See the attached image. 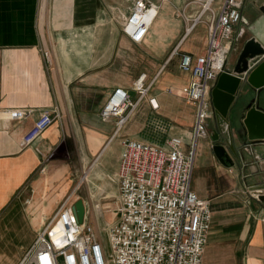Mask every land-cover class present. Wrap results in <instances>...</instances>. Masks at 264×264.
<instances>
[{
	"label": "crops",
	"instance_id": "crops-1",
	"mask_svg": "<svg viewBox=\"0 0 264 264\" xmlns=\"http://www.w3.org/2000/svg\"><path fill=\"white\" fill-rule=\"evenodd\" d=\"M150 1L158 15L136 44L122 30L132 0H0V225L10 232L19 219L17 236L28 242L16 260L0 254V264H19L66 199H82L90 222L100 199L118 187L124 140L162 147L177 137L190 151L196 107L181 95L191 77L180 55L206 53L207 25L186 34V19L200 12L193 0ZM263 6L246 0L232 52L250 37L264 46ZM143 76L147 95L115 134L117 119L103 121L101 111L116 88L139 100L134 84ZM43 111L57 117L40 141L45 162L21 147ZM223 126L214 110L208 137L196 143L191 188L210 201L213 215L203 264H264V146L246 155L248 167L226 148L219 156L215 139ZM72 169L86 175L78 186L68 180Z\"/></svg>",
	"mask_w": 264,
	"mask_h": 264
},
{
	"label": "built area",
	"instance_id": "built-area-1",
	"mask_svg": "<svg viewBox=\"0 0 264 264\" xmlns=\"http://www.w3.org/2000/svg\"><path fill=\"white\" fill-rule=\"evenodd\" d=\"M193 1L200 5V12L192 20L186 19L191 21L186 34L206 23L208 43L204 55H180V68L191 77L181 95L196 107L190 151H184L177 137L162 147L124 140L117 174L118 219L105 229L110 250H105L86 218L79 223L74 205L66 199L19 264H203L213 215L210 201L199 198L191 188L196 143L209 135L208 122L214 112L211 91L227 68L246 0ZM158 11L159 6L150 0H132L123 33L141 44ZM46 57L49 61L48 53ZM148 89L143 76L134 84L139 100L134 101L123 88L111 93L101 119H117L115 134L126 125ZM56 118L52 112L43 111L24 136L22 149L33 148L44 162L48 161L40 141Z\"/></svg>",
	"mask_w": 264,
	"mask_h": 264
},
{
	"label": "water",
	"instance_id": "water-1",
	"mask_svg": "<svg viewBox=\"0 0 264 264\" xmlns=\"http://www.w3.org/2000/svg\"><path fill=\"white\" fill-rule=\"evenodd\" d=\"M260 11L264 15V6ZM211 100L224 125L215 139V153L221 156L226 148L248 167L246 155L254 157L255 149L264 146V46L255 37L246 40L235 65L218 77ZM258 188L253 190L255 195ZM74 211L83 224L86 206L82 199L74 204Z\"/></svg>",
	"mask_w": 264,
	"mask_h": 264
},
{
	"label": "rangeland",
	"instance_id": "rangeland-1",
	"mask_svg": "<svg viewBox=\"0 0 264 264\" xmlns=\"http://www.w3.org/2000/svg\"><path fill=\"white\" fill-rule=\"evenodd\" d=\"M251 12L252 5L249 4L246 8V15H251ZM198 31H200V28ZM248 35L249 33H247L244 37L239 40L240 42L237 44V47L243 44L244 40L247 38ZM237 51H233L230 55L231 68L235 65L238 59L239 54L237 53ZM75 170L72 169L68 180H73L74 186H78L86 175L84 173L82 174V171H80L79 169L78 173L75 172ZM86 183V181L83 182L81 186L82 189L86 187ZM117 188V185H115V193L107 200L100 199L98 207L94 208L92 218L90 219V223L92 224L93 228L97 231L98 235L101 237L104 248L107 252L110 250V243L107 238V233L105 229L108 227V225L114 223L118 219L117 208L119 206V193ZM22 225L23 223H20V220L17 219L14 224L10 226V232L2 231L4 229V226L0 225V254H5L13 260H16L17 255L20 256V254H22L20 245L28 244L27 241H21L20 238L17 236V228L22 227ZM12 230H14V232Z\"/></svg>",
	"mask_w": 264,
	"mask_h": 264
}]
</instances>
